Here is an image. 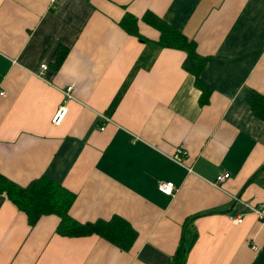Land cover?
I'll return each mask as SVG.
<instances>
[{
  "label": "crops",
  "instance_id": "0c3cea01",
  "mask_svg": "<svg viewBox=\"0 0 264 264\" xmlns=\"http://www.w3.org/2000/svg\"><path fill=\"white\" fill-rule=\"evenodd\" d=\"M147 12L208 58L205 104ZM248 90L264 94V0H0V173L22 186L45 176L75 194L77 221L118 215L136 232L128 250L62 236L58 217L30 226L0 193V264H169L190 221L185 264H264V219L245 205L264 213V121Z\"/></svg>",
  "mask_w": 264,
  "mask_h": 264
},
{
  "label": "trees",
  "instance_id": "16d2710c",
  "mask_svg": "<svg viewBox=\"0 0 264 264\" xmlns=\"http://www.w3.org/2000/svg\"><path fill=\"white\" fill-rule=\"evenodd\" d=\"M147 23L152 24L159 31L158 43L167 48L179 49L185 53L182 63L183 68L194 76L196 86L200 89V103L208 101L211 89L200 78V73L207 57L200 56L196 51L194 41L188 40L180 31L161 21L150 12L143 16ZM121 26L131 34L143 39L137 33V18L125 14L120 22ZM66 50L56 59V66L64 58ZM252 114L264 121V94L248 90L243 97ZM0 193L20 211L24 212L27 222L33 226L41 216L55 215L58 217L56 233L68 237L98 235L122 250H128L136 238V232L122 217L115 215L109 220L95 222H79L69 214V209L74 201L75 194L60 183L45 176H41L27 185H18L0 173ZM191 221L184 225L175 252L169 264H185L189 249L196 239L192 234ZM186 226V227H185Z\"/></svg>",
  "mask_w": 264,
  "mask_h": 264
},
{
  "label": "built area",
  "instance_id": "2783aa9c",
  "mask_svg": "<svg viewBox=\"0 0 264 264\" xmlns=\"http://www.w3.org/2000/svg\"><path fill=\"white\" fill-rule=\"evenodd\" d=\"M47 65L45 63H41L39 66V72H38V76L40 74H42L46 69H47ZM71 87H67L66 90L64 91V94L66 97L70 98L71 97ZM0 95H4V92L0 91ZM67 113V107L65 105H59L58 109L56 110V112L54 113L51 122L54 125H59L65 114ZM186 155V152L181 149L178 148L176 149V152L170 156L171 159L180 164V165H185V163L183 162V157ZM189 170H191L190 168H188ZM229 177L228 173H221L219 175H217L214 184L215 185H221L222 182H224L227 178ZM158 190L161 191L162 193L166 194V195H172L174 193L175 190V185L173 182H161L158 184ZM253 213H255L259 219H264V213L262 212L260 207H255L249 204H245ZM233 221L235 223H240L242 221L241 217H236L233 219Z\"/></svg>",
  "mask_w": 264,
  "mask_h": 264
}]
</instances>
